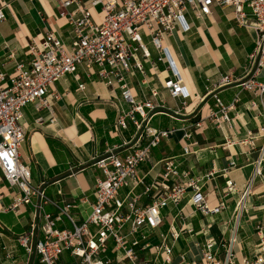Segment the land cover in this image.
Segmentation results:
<instances>
[{
  "label": "crops",
  "instance_id": "1",
  "mask_svg": "<svg viewBox=\"0 0 264 264\" xmlns=\"http://www.w3.org/2000/svg\"><path fill=\"white\" fill-rule=\"evenodd\" d=\"M61 1L15 0L3 10L0 71L7 77L13 74L16 63L30 60L29 45L39 43L47 31H54L65 44L71 43L70 27L58 15ZM246 12L250 14L247 8ZM185 25L188 30L183 29ZM143 40L153 64L143 60V72L133 70L122 75L135 99L152 100L155 108L149 125L167 131L168 135L151 150L149 160L140 165L138 177L147 184L173 183L174 178L164 180L160 162L171 157L178 171L187 173L184 180H199L209 208L224 204L217 213L203 214L188 202L192 192L187 190L179 205L169 203L161 209L163 221L152 232L150 241L157 244L165 237L175 263L181 253L199 259L206 239L203 232L207 228L208 237L217 241L227 242L231 236L235 237L236 243L232 245L235 263L252 260L259 236H264V152L260 151L264 145V108L241 83L247 56L255 48L256 32L238 25L230 7L214 4L210 15L202 18L192 11L185 13L183 22L164 38L167 55L163 61L158 60L159 53L149 37L144 34ZM137 56L142 59L141 53ZM97 70V66L89 70L78 66L75 73L78 80L75 75L66 74L49 87V93L55 91L60 95L54 106L55 123L50 124L46 119L36 125V117L46 112H36L30 103L23 107L20 121L26 137L19 158L28 164L33 186L44 182L42 188L50 202L43 206V211L56 215L69 205L68 214L76 223L86 220L95 201V181L102 177L95 159L108 149H115L123 158L130 151L123 144L135 131L127 121L126 129L113 132L117 108L128 111L130 105L122 97L120 82L107 86ZM175 73L181 77L187 96L173 99L164 83L174 78ZM224 77L228 80L219 85ZM257 79L264 82V69ZM81 83L83 90H79ZM154 91L156 95L152 96ZM214 95L224 106L236 99L234 107L227 110L229 121L223 122L220 128L209 118L212 111H217ZM251 101H256L255 107H251ZM185 133L190 136L185 138ZM185 144L189 145L188 154L183 153ZM259 160L260 174H257ZM208 173L212 174L207 176ZM228 180L234 184V191L225 194ZM128 191L122 188L120 195ZM17 192L0 171V264H40L39 256L26 253L18 237L34 227L35 238L42 239L43 220L41 216H34L31 204L10 209ZM142 192L143 187L138 186L132 195L141 196L140 204L151 203L152 195ZM31 201L36 203L37 198L32 197ZM178 208L182 209L184 224L192 228V233L180 231L182 222L172 220ZM164 209H167L165 213ZM55 226L73 228L65 215ZM172 229L179 232L175 240ZM143 259L152 262L154 255L146 252ZM70 260L74 264L69 253L63 252L57 264H68Z\"/></svg>",
  "mask_w": 264,
  "mask_h": 264
},
{
  "label": "built area",
  "instance_id": "2",
  "mask_svg": "<svg viewBox=\"0 0 264 264\" xmlns=\"http://www.w3.org/2000/svg\"><path fill=\"white\" fill-rule=\"evenodd\" d=\"M13 1L0 0V20L5 17L3 10ZM214 4L230 7L238 25L253 28L256 32L255 48L247 56L241 86L251 91L264 108V82L257 79L264 69V0H63L58 5V15L70 27L71 43L67 45L54 31H47L39 43L29 45L31 58L28 62L16 63L10 77L0 71V171L9 186L18 189L10 209L18 210L22 205L31 204L34 216H41L43 220L40 224L42 239L35 238L34 227L18 237L26 253L39 256L40 264H57L63 252L69 253L74 264H152L158 260L160 264H264V236H259L254 258L243 259L240 263L234 262L232 245L236 243L235 237L231 236L227 242L217 241L208 237L207 228L203 232L206 239L199 259L181 253L175 263L165 237L157 244L150 241L152 232L163 221L161 209L169 203L179 205L187 190L192 192L188 202L203 214L217 213L224 204L209 208L199 180H184L187 173H180L171 157L160 162L164 180L174 178L173 183L147 184L138 177L140 165L149 160L151 150L168 132L149 125L151 111L155 108L152 100L135 99L122 72H143V60L153 64L143 40L144 34L158 51V60L163 61L167 55L164 38L183 22L185 13L192 11L196 17L202 18L210 15ZM183 29L188 30L187 25ZM138 53L142 59L138 58ZM78 66L87 70L97 66V73L107 86L120 82L122 97L130 109L117 108L113 132L126 129L127 121L135 129L132 137L123 144L130 149L123 158L116 154L115 149H108L95 159L94 164L101 169L102 177L95 181V201L91 212L80 223L69 216V205L56 215L43 211V206L50 202L42 188L44 182L33 186L30 168L19 158V150L26 137L20 124L23 107L30 103L36 112H46V115L36 117V125H41L46 119L50 124L55 123L54 106L60 95L55 91L49 93V87L66 74L75 75ZM75 78L78 80L77 75ZM227 80L228 77H224L219 85ZM164 87L173 99L187 96L182 79L176 73L174 78L164 83ZM83 89L84 85L79 84V90ZM155 95L154 91L152 96ZM214 98L217 111H212L209 118L220 128L223 122L229 121L227 110L234 107L236 99L229 106H224L216 95ZM250 105L255 107L256 101H251ZM189 136L184 134L185 138ZM260 151L264 152V145ZM189 152V145L185 144L183 153ZM259 165L260 160L255 169L257 174H260ZM138 186L143 187L142 194L152 195L151 203L140 204L141 196L132 195ZM122 188L129 189L124 196L120 195ZM233 191L234 184L228 180L225 194ZM32 197L37 198L36 203H32ZM62 215L72 223L71 230L56 228V222ZM184 218L182 209L178 208L172 220L182 222L180 231L192 233V228L184 224ZM91 226L94 230L90 229ZM170 232L174 240L178 238V231L172 229ZM146 252L154 255L152 262L143 259Z\"/></svg>",
  "mask_w": 264,
  "mask_h": 264
},
{
  "label": "rangeland",
  "instance_id": "3",
  "mask_svg": "<svg viewBox=\"0 0 264 264\" xmlns=\"http://www.w3.org/2000/svg\"><path fill=\"white\" fill-rule=\"evenodd\" d=\"M94 18L96 19V17H94ZM166 210H167V209H166ZM166 210L164 209L163 212L165 213ZM166 222H168V221L166 220ZM66 253H67V252H66ZM68 264H72V260H70V261L68 262Z\"/></svg>",
  "mask_w": 264,
  "mask_h": 264
}]
</instances>
